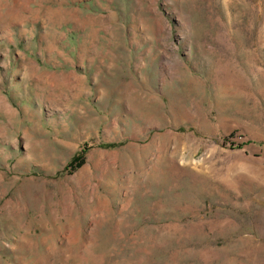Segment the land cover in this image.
I'll use <instances>...</instances> for the list:
<instances>
[{"label": "rangeland", "instance_id": "rangeland-1", "mask_svg": "<svg viewBox=\"0 0 264 264\" xmlns=\"http://www.w3.org/2000/svg\"><path fill=\"white\" fill-rule=\"evenodd\" d=\"M0 264H264V0H0Z\"/></svg>", "mask_w": 264, "mask_h": 264}, {"label": "trees", "instance_id": "trees-1", "mask_svg": "<svg viewBox=\"0 0 264 264\" xmlns=\"http://www.w3.org/2000/svg\"><path fill=\"white\" fill-rule=\"evenodd\" d=\"M78 160H79L78 163H76L75 165L76 168L79 167L83 163V161H81L80 158Z\"/></svg>", "mask_w": 264, "mask_h": 264}]
</instances>
